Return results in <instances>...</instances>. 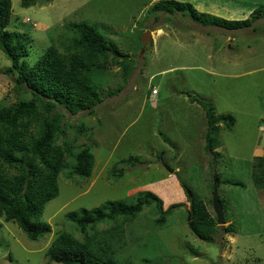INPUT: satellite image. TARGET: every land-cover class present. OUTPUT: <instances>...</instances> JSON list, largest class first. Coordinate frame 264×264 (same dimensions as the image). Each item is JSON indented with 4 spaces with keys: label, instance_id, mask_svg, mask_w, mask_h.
Returning a JSON list of instances; mask_svg holds the SVG:
<instances>
[{
    "label": "rangeland",
    "instance_id": "rangeland-1",
    "mask_svg": "<svg viewBox=\"0 0 264 264\" xmlns=\"http://www.w3.org/2000/svg\"><path fill=\"white\" fill-rule=\"evenodd\" d=\"M158 1L38 0L22 8L20 0H12L8 31L31 39L27 63L33 64L49 45H58L73 23L86 20L95 22L121 55H130L133 72L123 81L121 67L108 66L100 90L103 100L92 114L71 116L58 109L65 131L58 143L68 141L75 151L91 145V177L68 179L65 171L60 173L58 195L40 218L51 232L36 241L0 217V264H59L46 256L51 241L63 231L82 237L68 213L109 201L129 204L145 191L158 196L164 210L180 206L171 209L163 227L154 224L158 212L144 207L124 227L122 247H117L120 258L133 264H264V189L252 181L254 159L264 154V18L247 29L202 27L188 15H153L150 9ZM177 1L226 20L247 19L249 9L264 4ZM146 31L151 41L142 43ZM9 66L0 50V106L27 97L15 89L14 77L5 74ZM109 92L114 94L106 96ZM190 98L207 104L216 118L234 119L229 130L218 122L216 162L204 149L205 112ZM119 169L123 175L118 178ZM214 174L220 178L217 192L228 221L218 226L213 243H205L188 229L186 194L192 191L207 202ZM207 208L213 212L212 206ZM229 224L234 233L225 232ZM97 227L106 230L111 224Z\"/></svg>",
    "mask_w": 264,
    "mask_h": 264
},
{
    "label": "trees",
    "instance_id": "trees-1",
    "mask_svg": "<svg viewBox=\"0 0 264 264\" xmlns=\"http://www.w3.org/2000/svg\"><path fill=\"white\" fill-rule=\"evenodd\" d=\"M49 3L52 0H43ZM38 0H20L22 8L36 5ZM150 13L173 16L188 15L202 27H218L228 30L247 29L264 18V4L252 10L244 20H226L214 15L199 13L192 4L177 0H161L150 9ZM12 21V0H0V50L10 62L5 74L14 77V87L20 97L10 106H0V217L13 222L31 241H36L51 232L47 223L41 222L45 205L59 192L58 178L62 171L68 179L91 177L94 162L92 147L89 144L77 146L70 142L58 141L65 135L61 127L64 114L58 109L75 116L81 112L92 114L103 100L101 87L105 81L108 66L118 65L123 73V81L132 74L129 54L121 55L113 44H108L95 22L82 20L72 24L68 35H62L58 45L51 44L33 63L24 59L28 56L31 39L25 34L8 31ZM28 27V26H27ZM123 60V61H121ZM121 88H118V92ZM109 92L106 96L113 95ZM29 96V97H28ZM197 102L206 116V152L213 155L216 162L220 153L216 136L220 127L231 129L234 119L231 115L216 118L207 104ZM83 125L77 130L83 132ZM128 162L133 158L129 157ZM116 168V167H114ZM117 177H121L119 169ZM214 179L219 186L217 174L210 180V194L213 195ZM252 181L257 189H264V154L254 159ZM237 185V183H229ZM185 190H190L184 186ZM190 208L186 223L191 234L202 242L213 243L218 226L216 216L207 206H212V197L203 202L192 191H188ZM220 199V197H219ZM222 207L224 202L220 199ZM163 209L162 200L154 193L139 192L131 203L109 201L90 210L71 212L66 217L82 234L75 237L70 232H60L50 243L46 256L59 264H133L118 256L117 247H122L121 237L124 227L132 222L144 207H153L158 212L154 224L163 227L172 208ZM224 221L226 219L223 210ZM189 218V220H188ZM100 224H111L100 230ZM225 232L234 233L235 227L229 224Z\"/></svg>",
    "mask_w": 264,
    "mask_h": 264
},
{
    "label": "water",
    "instance_id": "water-1",
    "mask_svg": "<svg viewBox=\"0 0 264 264\" xmlns=\"http://www.w3.org/2000/svg\"><path fill=\"white\" fill-rule=\"evenodd\" d=\"M149 34H150L149 31H146L144 33V35L142 36V43H149L151 41ZM114 55L118 58L123 57L122 55H118L116 53H114ZM213 183H214V186H213V195H212V209L216 216L217 226H223L225 224L224 217H223V207L221 205V202L218 196L216 179H214ZM188 196H190L189 192H188Z\"/></svg>",
    "mask_w": 264,
    "mask_h": 264
},
{
    "label": "crops",
    "instance_id": "crops-1",
    "mask_svg": "<svg viewBox=\"0 0 264 264\" xmlns=\"http://www.w3.org/2000/svg\"><path fill=\"white\" fill-rule=\"evenodd\" d=\"M251 11H252V9H249V13H250ZM249 13H248V14H249ZM244 17H245V16H244Z\"/></svg>",
    "mask_w": 264,
    "mask_h": 264
}]
</instances>
